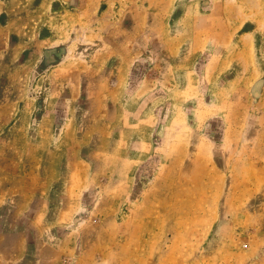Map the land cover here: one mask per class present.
<instances>
[{"label":"rangeland","instance_id":"374dc122","mask_svg":"<svg viewBox=\"0 0 264 264\" xmlns=\"http://www.w3.org/2000/svg\"><path fill=\"white\" fill-rule=\"evenodd\" d=\"M0 264H264V0H0Z\"/></svg>","mask_w":264,"mask_h":264}]
</instances>
